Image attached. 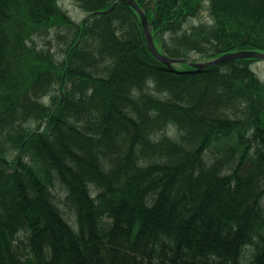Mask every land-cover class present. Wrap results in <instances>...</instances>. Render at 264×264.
Returning <instances> with one entry per match:
<instances>
[{"label":"trees","instance_id":"16d2710c","mask_svg":"<svg viewBox=\"0 0 264 264\" xmlns=\"http://www.w3.org/2000/svg\"><path fill=\"white\" fill-rule=\"evenodd\" d=\"M75 1L0 0V264H264L258 60L169 68L127 2ZM137 2L172 59L264 53V0Z\"/></svg>","mask_w":264,"mask_h":264},{"label":"water","instance_id":"95a60500","mask_svg":"<svg viewBox=\"0 0 264 264\" xmlns=\"http://www.w3.org/2000/svg\"><path fill=\"white\" fill-rule=\"evenodd\" d=\"M127 1L140 15L144 33L147 39V43L149 46V50L152 53V55L165 64L168 67H173V65L180 64V63H187L189 64L195 71H201L204 68L213 66V65H218L221 63L225 62H230V61H235L239 59H259V60H264V53L257 52V51H241L237 53H228L221 55L220 57H217L215 59L206 61V62H201V63H192L189 60L186 59H172L169 58L168 56L161 54L157 48L155 47L151 31H150V24L148 21L147 16L145 15L144 11L140 8L139 4L137 3L136 0H125ZM114 8V7H113ZM112 8V9H113Z\"/></svg>","mask_w":264,"mask_h":264},{"label":"rangeland","instance_id":"374dc122","mask_svg":"<svg viewBox=\"0 0 264 264\" xmlns=\"http://www.w3.org/2000/svg\"><path fill=\"white\" fill-rule=\"evenodd\" d=\"M59 4L72 17V19L78 23L83 21L87 15L76 4L75 0H59ZM203 17H204L205 21H208L209 16H208L207 12L204 13ZM36 40H37L38 47H39V45L45 46L46 48H50L53 53H57V51L59 50L58 46L62 42L61 39L58 40V37H56L55 39L49 38L48 41L51 42V46H49L47 41L44 38H37ZM63 56H64V54L61 53L59 55V59L62 60ZM195 57H198V56H195ZM252 68L259 75V77L264 81V61L255 62L253 64ZM170 133L174 135L173 131H171ZM56 194H58V199L61 200L62 202H64V197H65L64 190L61 188H58L56 191ZM62 206L64 207V213L66 215V218L68 219V221H70V223L74 224L75 217H74L72 211L68 207L64 206L63 204H62Z\"/></svg>","mask_w":264,"mask_h":264}]
</instances>
